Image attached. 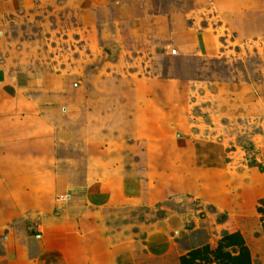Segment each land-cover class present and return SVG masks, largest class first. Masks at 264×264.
Returning <instances> with one entry per match:
<instances>
[{
	"label": "rangeland",
	"instance_id": "obj_1",
	"mask_svg": "<svg viewBox=\"0 0 264 264\" xmlns=\"http://www.w3.org/2000/svg\"><path fill=\"white\" fill-rule=\"evenodd\" d=\"M0 70V264H264V0H0Z\"/></svg>",
	"mask_w": 264,
	"mask_h": 264
},
{
	"label": "trees",
	"instance_id": "obj_2",
	"mask_svg": "<svg viewBox=\"0 0 264 264\" xmlns=\"http://www.w3.org/2000/svg\"><path fill=\"white\" fill-rule=\"evenodd\" d=\"M249 149L252 148V144H248ZM250 167H257L260 172H264V166L261 164L256 163L255 159L253 158L250 160L249 164ZM225 218L224 215L221 216V220ZM263 234H264V228H263ZM223 245L226 246H232L234 249V252H236V255L230 256V255H224L220 249L214 250L211 252V255L213 256V259L217 264H251L250 262V256L249 252L246 248V246L243 243V240L241 236L237 233L229 235L226 234L221 239ZM195 260L194 257L188 258L186 261L183 260L185 264H191Z\"/></svg>",
	"mask_w": 264,
	"mask_h": 264
},
{
	"label": "crops",
	"instance_id": "obj_3",
	"mask_svg": "<svg viewBox=\"0 0 264 264\" xmlns=\"http://www.w3.org/2000/svg\"><path fill=\"white\" fill-rule=\"evenodd\" d=\"M0 73H1V70H0ZM1 79V78H0ZM0 101H1V99H0ZM11 106V107H10ZM10 107V108H9ZM0 109L2 110H11V111H15L16 110V104H14V105H10V104H8V103H5L4 104V107L2 106H0ZM11 121H13L12 119L9 121V122H11ZM18 121V120H17ZM13 122H15V125H17L18 126V123L19 122H16V121H13ZM12 122V123H13ZM21 122V121H20ZM8 126V125H7ZM7 126H6V128H7ZM6 130V129H5ZM10 131V130H9ZM8 131L6 130V133H7ZM7 134H9V133H7ZM4 135H2V138H0V150H1V153H0V155L1 156H3L2 154H4V152L6 153V158L7 157H9V153H11V154H14V153H24V151L20 148L21 146H14V144L12 143V142H9V141H7L6 140V138H4L3 137ZM21 137H20V139H17L18 140V142L17 143H19L20 144V141H21ZM29 142H32V141H29ZM16 149V150H15ZM40 147L38 148V149H34V147L33 148H31V151H30V154H32L33 156L31 157V158H37L36 157V153H37V155L40 153ZM27 154V153H26ZM39 156V155H38ZM19 190V189H18ZM36 192V191H35ZM19 192H17L16 194H18ZM35 195V194H34ZM34 195L32 196V198H31V201H35L36 202V197H34ZM41 242V241H40ZM42 243V242H41Z\"/></svg>",
	"mask_w": 264,
	"mask_h": 264
}]
</instances>
